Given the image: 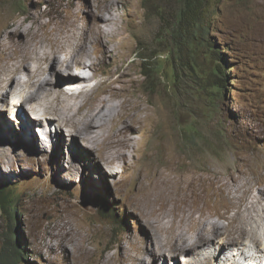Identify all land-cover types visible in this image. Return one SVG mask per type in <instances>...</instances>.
I'll return each mask as SVG.
<instances>
[{"label":"rangeland","instance_id":"1","mask_svg":"<svg viewBox=\"0 0 264 264\" xmlns=\"http://www.w3.org/2000/svg\"><path fill=\"white\" fill-rule=\"evenodd\" d=\"M73 1L0 0V27L5 22L20 23L33 3L37 4L35 13L51 12L61 15L66 24L73 23L76 19L71 12L83 16L79 7L68 10ZM80 1L81 6H90L88 1ZM101 1L92 4L97 7ZM191 1L198 6L200 22L194 44H189L185 32L178 30L189 0H114L117 30L112 40L118 54L105 60L108 66L104 69L110 74L116 70L115 62L127 61L134 78L140 80L137 94L147 101L150 98L145 105L152 109V116L146 124L152 132L134 134L136 157L133 149L128 151L133 163L140 167L147 162L144 150L153 141V159L164 167L168 155L162 144L166 138L171 139L169 156L183 169L185 187L203 189L200 193L205 194V202L201 207L207 215L212 214V221L228 228L229 234L219 242L227 238L232 242L219 258L231 264L228 249L233 242L248 246V254L251 240L246 232L237 231V225L229 223L236 209L231 206L233 195L223 183H245L249 176L254 181L259 173L264 178V0ZM50 16H41L39 21L49 25ZM30 25L29 21L25 27ZM93 59L96 62L99 58ZM108 77H100L98 82ZM10 96L0 97V102ZM41 115L34 117L40 119ZM2 129L8 142L0 137V186H7L16 196L18 231L25 249L23 260L16 264H88L74 258L71 243L62 244L66 223L87 236L86 247L94 254L93 259L135 254L150 264H190L185 261L190 257L180 260L171 255L169 244L164 246L165 251L152 252V231L131 205L133 169L114 176L107 167L100 169L94 153H85L67 128L63 133L56 128L57 137L52 145H45L46 153L38 150L44 144L33 143L32 137L23 144L28 139L26 132L25 138L22 131V136L13 132L6 135L3 125ZM258 184L252 185L254 193L260 189ZM252 201L249 197L241 209ZM14 223L0 209V263L7 247L6 234L8 230L11 234ZM263 232L257 233L263 241L259 247L264 243ZM214 252L206 249L204 255L191 260L217 264L218 259L210 258Z\"/></svg>","mask_w":264,"mask_h":264},{"label":"bare ground","instance_id":"2","mask_svg":"<svg viewBox=\"0 0 264 264\" xmlns=\"http://www.w3.org/2000/svg\"><path fill=\"white\" fill-rule=\"evenodd\" d=\"M86 1L90 3V6L84 3L86 8L80 5V0L69 3L68 10L79 7L80 13H83L82 16L71 12L70 16L72 14L76 19L73 23L66 24L61 15L54 16L51 12L35 13L37 4L33 3L20 23L5 22L0 27V97L6 99L12 95L20 102L15 101L19 104L20 127H28L29 120L42 113L44 115L39 116L40 119L34 117L36 122L45 127L53 123L54 129L58 128L62 133L63 128H67L69 136L80 143V146H84L85 153H94L100 169L107 167L112 176L122 170L126 172L133 169L131 183L134 184V194L131 205L146 220L152 231L154 254L156 250L165 251L164 246L169 244L171 255L179 256L180 260L181 257L184 260L190 257L185 260L186 263L199 264L200 260L191 259L204 255L206 249H214V255L210 258L216 261L218 259L217 264H225L219 257L225 254L231 240L227 238L221 243L219 239L229 234L228 228L212 221V214L207 215L206 209L201 207L205 202V194L200 193L203 189L188 190L185 187L183 169H179L174 157L169 156L171 139L166 138V143L162 144L163 148L166 146L168 155L164 167L159 166L153 159L156 147L153 141L149 148L144 150L147 162L142 166H135L130 158V149H133L134 158L137 155V140L134 139V134L150 135L152 132L146 124V120L152 116V109L145 105L150 98L147 101L137 94L136 86L140 80L134 78L132 65L127 67V61L125 64V60L115 62L113 66L116 70L110 74L104 69L108 66L105 60L113 59L114 55L118 54L112 40L117 30V7L114 0H102L97 7L92 4L94 0ZM47 15H51L49 25L39 21L41 16ZM29 21L32 25L25 27ZM80 22L82 25L78 26ZM57 55H60V58ZM93 56L99 59L95 62ZM87 66L92 71L90 77L97 80L96 86L90 90L68 93L63 87V72ZM104 76H109L108 80L98 82L99 78ZM70 80L78 81L77 78ZM25 103H28L29 107L25 106ZM2 111L5 110L0 109V112ZM42 116L48 119L43 120ZM6 118L12 120L9 116ZM4 131L6 135L11 134L6 127ZM26 133L28 139L25 141H30L31 134L27 131ZM36 134L39 142L44 144L38 147V150L46 153L45 144H53L55 139L49 141L42 134ZM0 137L6 139L3 137L2 125ZM33 138L32 136V140ZM20 141H24L23 138H20ZM100 151L104 152L103 156L99 154ZM259 174L254 181L249 179V176L245 183H238L236 180L223 183L229 194L233 195L231 206L236 209L235 214L229 218V223L237 225L240 234L243 231L247 233V238L251 240L249 255L256 257L264 254V243L258 246L259 242H263L262 236L257 234L264 230V178ZM253 183H259L260 186L255 193L252 191ZM242 196L244 197L241 200ZM249 197L253 201L241 209ZM198 213L199 217L196 216ZM79 231L71 223H66L63 227L62 244H72L75 259L88 264H150L135 254L93 259L94 254L86 247L87 236ZM234 242V246L242 247L241 242ZM244 247L248 248L246 245ZM243 257L247 261L249 256L233 254L228 261L231 264L233 261L234 264H240Z\"/></svg>","mask_w":264,"mask_h":264},{"label":"clouds","instance_id":"3","mask_svg":"<svg viewBox=\"0 0 264 264\" xmlns=\"http://www.w3.org/2000/svg\"><path fill=\"white\" fill-rule=\"evenodd\" d=\"M92 76V71L86 67H75L72 71L70 72H63V77H64V82H63V87L65 88V90L68 93H78L81 91H85V90H90L92 88H94L96 86L97 80L90 77ZM71 78H77L78 81H71ZM92 78V79H90ZM90 79V80H89ZM17 98H14L13 96H10L9 99L4 102H0V109L1 110H5L2 112H6V113H2L1 115L2 120L0 121V125H3L4 127L9 129V133H15L17 135H21L20 131H22V135L25 136V132H29L31 134V137L33 136V134H36L35 132H37L39 135H43L47 140L49 141H53L56 137H57V131L56 129H54V124L51 123L50 125H48V127H45L42 123L40 122H36L35 119L34 121L31 119V121L29 120V126L27 127L26 125L20 127V121L19 120V113L20 110L18 108L19 104L17 105V102H19L18 100H16ZM20 103V102H19ZM17 110L18 112L14 111V112H7L11 111V110ZM5 116H9L12 120H8ZM26 121H28L27 117H25ZM48 128H53V130H50ZM35 131V132H34ZM5 134V131H4ZM21 135V136H22ZM14 137L16 139H20L22 137H18L16 135H14ZM26 138V136H25ZM27 142V141H24ZM24 145H27V143H24ZM34 143V142H33ZM52 143L48 144L46 143L45 145L49 146ZM246 249L247 248H243L241 246H232L230 249H228V252L231 255H237V254H245L247 257V261L246 258L243 257L240 260V264H264V254H262L260 257H256L255 255H249L246 254ZM251 261V262H249Z\"/></svg>","mask_w":264,"mask_h":264},{"label":"trees","instance_id":"4","mask_svg":"<svg viewBox=\"0 0 264 264\" xmlns=\"http://www.w3.org/2000/svg\"><path fill=\"white\" fill-rule=\"evenodd\" d=\"M189 8L187 11L181 14L180 25L178 30L181 32H185L187 42L190 44H194L195 35L197 32V25L200 24L197 15L198 6L192 5V1L189 0ZM187 3V4H188ZM192 7V8H191ZM190 13L194 14L190 16ZM197 15V16H196ZM143 73L147 75L148 71L143 69ZM34 142L37 145H42L37 139V134H33ZM39 138V137H38ZM9 188L5 185L0 186V209H2L5 215L14 220V227L11 230V234L8 230L7 232V247L5 251L2 253V259L0 264H16L19 260H23V251L25 249L22 247V239L20 237V233L18 231V223L19 218L16 215L18 212L16 196H14L13 192L8 190ZM14 212H11V210ZM12 239L14 243V248L12 247Z\"/></svg>","mask_w":264,"mask_h":264}]
</instances>
